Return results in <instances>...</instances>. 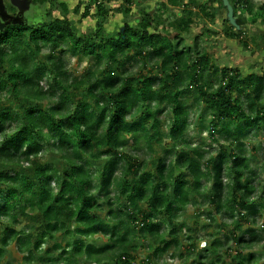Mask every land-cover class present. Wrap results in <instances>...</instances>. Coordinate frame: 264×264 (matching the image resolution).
<instances>
[{
  "label": "clouds",
  "instance_id": "9594fccd",
  "mask_svg": "<svg viewBox=\"0 0 264 264\" xmlns=\"http://www.w3.org/2000/svg\"><path fill=\"white\" fill-rule=\"evenodd\" d=\"M0 264H264V0H0Z\"/></svg>",
  "mask_w": 264,
  "mask_h": 264
}]
</instances>
